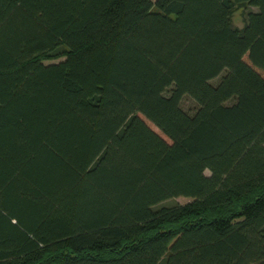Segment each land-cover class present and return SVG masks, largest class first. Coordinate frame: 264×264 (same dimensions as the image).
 I'll use <instances>...</instances> for the list:
<instances>
[{"label": "trees", "instance_id": "16d2710c", "mask_svg": "<svg viewBox=\"0 0 264 264\" xmlns=\"http://www.w3.org/2000/svg\"><path fill=\"white\" fill-rule=\"evenodd\" d=\"M0 264H264V0H0Z\"/></svg>", "mask_w": 264, "mask_h": 264}, {"label": "rangeland", "instance_id": "374dc122", "mask_svg": "<svg viewBox=\"0 0 264 264\" xmlns=\"http://www.w3.org/2000/svg\"><path fill=\"white\" fill-rule=\"evenodd\" d=\"M156 0H151V2H155ZM256 12L257 10L254 8H246V9H237L234 14H233V24L241 29L243 27V19L244 16L247 12ZM59 60H53V61H49L46 62V64H50V63H57ZM182 107L185 110H193L194 109V104L190 101V100H184L182 102ZM208 174V173H206ZM191 200L190 199H184V198H178V199H174V200H170L165 202L162 206H176V205H186L188 203H190Z\"/></svg>", "mask_w": 264, "mask_h": 264}]
</instances>
